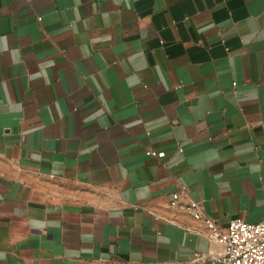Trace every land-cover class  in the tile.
Masks as SVG:
<instances>
[{"label": "crops", "instance_id": "1", "mask_svg": "<svg viewBox=\"0 0 264 264\" xmlns=\"http://www.w3.org/2000/svg\"><path fill=\"white\" fill-rule=\"evenodd\" d=\"M188 198L264 219V0H0V264L217 261Z\"/></svg>", "mask_w": 264, "mask_h": 264}, {"label": "built area", "instance_id": "2", "mask_svg": "<svg viewBox=\"0 0 264 264\" xmlns=\"http://www.w3.org/2000/svg\"><path fill=\"white\" fill-rule=\"evenodd\" d=\"M41 16L38 20H41ZM183 151V147H179ZM146 155L164 158V151L149 148ZM185 194L180 190L170 194L171 205H176ZM187 209L191 216L203 220L212 239L223 245L224 252L217 261H197L196 264H264V219L257 223L242 218L231 219L226 228H221L205 212L204 201L188 198Z\"/></svg>", "mask_w": 264, "mask_h": 264}]
</instances>
